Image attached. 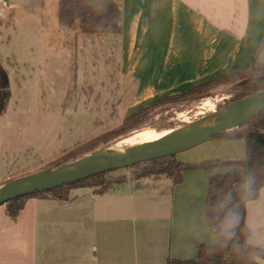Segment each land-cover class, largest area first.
<instances>
[{"label":"rangeland","instance_id":"obj_1","mask_svg":"<svg viewBox=\"0 0 264 264\" xmlns=\"http://www.w3.org/2000/svg\"><path fill=\"white\" fill-rule=\"evenodd\" d=\"M11 4L15 7L11 8ZM0 8L4 13L0 18V185L40 170L66 166L105 147L115 150L132 145L127 140L143 129L160 132L177 129L187 123L179 117L180 112L188 113L195 120L200 117L196 115L197 106L205 98L214 100L217 110L233 101L239 92V81H232L180 99L159 104L154 101L148 105L150 110L136 129L109 134L124 122L123 115L139 82L136 78L130 80L124 71L120 36L69 30L59 21L58 0H4ZM258 61L264 62V58ZM140 71L139 65L138 75ZM249 128L251 125L246 123L233 132ZM105 133L109 135L102 137L91 150L81 146ZM223 138L222 132L170 158L193 163L226 156L230 146L220 141ZM235 141L231 146L237 150L239 143ZM75 148H78L76 153L65 156ZM154 165V160H150L113 169L107 178L126 175L130 179L137 173L152 170ZM155 177L162 179L160 174H154ZM119 186L113 185L114 189ZM81 193L76 191L72 196L76 203ZM110 194L97 198L96 204L88 200L84 206L85 236L81 230L71 228L64 232L61 227L62 217L67 214L76 217V209L67 211L54 200L39 205V217L50 218L51 224L46 250L40 246L37 250L39 261L46 254L47 264H147L144 253L147 250L156 253L164 235L160 223H167L159 218L169 213L168 206L165 207L158 193H144L127 200L118 197L115 191ZM180 197L184 206L191 200L183 192ZM109 200L112 203L106 204ZM134 215L137 217L135 230ZM188 217L187 208L182 215V236L195 232ZM256 229L249 242L264 249V234ZM213 237V241L201 237L200 242L214 243L217 238L214 234ZM134 246H141L138 258L134 255ZM195 251L193 258L197 257ZM258 261L264 264V258ZM152 263L163 264L154 258Z\"/></svg>","mask_w":264,"mask_h":264},{"label":"crops","instance_id":"obj_2","mask_svg":"<svg viewBox=\"0 0 264 264\" xmlns=\"http://www.w3.org/2000/svg\"><path fill=\"white\" fill-rule=\"evenodd\" d=\"M116 1L122 11L121 31L116 35L121 38L124 71L130 80L136 78L139 81L123 120L160 98L187 91L223 76L235 67L246 68L255 62L264 64L258 61L259 58H264V0ZM139 65L141 71L138 75ZM235 129L238 127L223 132L224 138L220 141L230 146V152L217 159L239 160L245 156L246 141L240 135L245 131L238 130L234 133ZM228 135L237 137L232 140ZM235 140L239 143L237 150L231 146ZM241 143H244L243 147ZM190 161L187 164L206 162ZM221 170L223 169L189 170L184 173L182 182L177 184L167 174H160L161 180L153 178L154 174L131 177L119 183L118 188L114 189L112 186L103 194L96 193L94 187H75L70 190L69 199L65 201L32 197L26 201L16 219L8 215L4 204V208L0 207V264H47L46 254L42 261H39L37 255L39 246L43 251L46 250L47 232L51 228L50 218L39 217L38 207L44 201L60 202L59 206L67 211L76 209V217L71 218L69 214L62 217L61 227L64 232L71 228L78 232L81 230L85 236L87 220L83 208L87 201L92 200L96 204L97 198L112 195L110 193L113 191L125 200L144 193H158L159 198L164 199L165 207L168 206L170 210L159 218L167 223H160L164 235L157 245L156 253L148 250L144 253L147 264H153V258L166 264L169 256L193 259L196 255L195 243L200 242L201 237L214 240L206 222L205 201L209 177ZM126 183L130 186L121 188ZM84 189H88V192ZM76 191H82L77 203L72 197ZM181 192L191 198L189 203L185 202L186 206L182 204ZM111 203L112 200L106 202ZM76 206H79L78 209ZM187 208V220L193 224L195 232L189 231L182 236V215ZM136 218L135 215L132 217L134 230ZM123 222L126 223L124 220ZM246 223L252 231L251 238L254 228L264 234V187L257 199L247 203ZM92 247L96 248V245L93 244ZM140 248L141 246H134L137 258Z\"/></svg>","mask_w":264,"mask_h":264},{"label":"trees","instance_id":"obj_3","mask_svg":"<svg viewBox=\"0 0 264 264\" xmlns=\"http://www.w3.org/2000/svg\"><path fill=\"white\" fill-rule=\"evenodd\" d=\"M121 15V7L116 0H58L60 23L69 30L78 28L84 33L118 34L121 31ZM232 81H239V92L233 96V101L264 89V64L255 62L246 68L235 67L223 76L187 91L160 98L154 104L195 95L202 89ZM149 108V106L140 108L126 117L119 127L108 133L116 135L127 129H136ZM248 124L251 128L240 134L246 141V153L242 159H216L187 164L168 157L154 160L155 165L152 170L135 175L140 177L167 174L177 184L182 182L184 173L189 170L227 169L209 177L205 201L206 222L216 236V242H196V258L180 259L169 256L166 264H260L258 259L264 258V249L249 242L252 231L246 223L247 203L257 199L264 187V111L256 115ZM108 133L81 146L83 149L91 150L102 140V137L109 135ZM228 137L237 136L228 135ZM78 148L71 150L65 156L76 153ZM108 173L109 171H106L70 184L14 198L5 204L6 211L10 217L16 219L29 198L50 197L65 201L69 199L70 190L75 187H94L96 193L103 194L114 184L128 179L126 175L110 179L107 178ZM227 217L231 218L229 223H226Z\"/></svg>","mask_w":264,"mask_h":264},{"label":"water","instance_id":"obj_4","mask_svg":"<svg viewBox=\"0 0 264 264\" xmlns=\"http://www.w3.org/2000/svg\"><path fill=\"white\" fill-rule=\"evenodd\" d=\"M245 100L249 105L245 109L239 108L237 103ZM262 111H264V89L231 101L224 107L187 122L161 138L124 146L122 152L117 155L102 157L98 155V152L102 150L99 149L66 166L63 165L54 170H40L33 174L10 179L0 185V205L20 196L70 184L113 169L170 157L195 147L215 135L244 125ZM202 124L210 125V127L204 131H198V127ZM186 129L190 131L182 136Z\"/></svg>","mask_w":264,"mask_h":264},{"label":"bare ground","instance_id":"obj_5","mask_svg":"<svg viewBox=\"0 0 264 264\" xmlns=\"http://www.w3.org/2000/svg\"><path fill=\"white\" fill-rule=\"evenodd\" d=\"M248 105H249V103H248L247 100L240 101V102L237 103V106L239 108H243V109H245ZM195 110H196V108H195ZM207 111H209V112L215 111V101L210 99V98H205L200 103V105L197 106L196 115L197 116H202V115L206 114ZM179 117L184 122H191L192 121L191 118L188 116V113H185V112H180ZM209 127H210V125L202 124V125H200L198 127L197 130L198 131H204V130H206ZM172 131H173V129L172 130L162 131V132L156 131V130H153V129H143V130L138 131L136 134L131 135V137L127 140L126 143L127 144L136 145V144H140V143H143V142H149V141L161 138L162 136H164V135H166V134H168V133H170ZM189 131H190V129H186V131L183 132L182 136L187 134ZM132 145H129V146H132ZM106 148L107 147L102 148V150L100 152H98V155H100L102 157H105V156L111 155V154L117 155V154L122 152V148L115 149V150L106 149ZM103 149H105V150H103Z\"/></svg>","mask_w":264,"mask_h":264},{"label":"built area","instance_id":"obj_6","mask_svg":"<svg viewBox=\"0 0 264 264\" xmlns=\"http://www.w3.org/2000/svg\"><path fill=\"white\" fill-rule=\"evenodd\" d=\"M3 2H4V0H0V4L3 3ZM10 7H11V8H14V5L11 4ZM3 14H4V13H3V10L0 8V18L3 17Z\"/></svg>","mask_w":264,"mask_h":264},{"label":"clouds","instance_id":"obj_7","mask_svg":"<svg viewBox=\"0 0 264 264\" xmlns=\"http://www.w3.org/2000/svg\"><path fill=\"white\" fill-rule=\"evenodd\" d=\"M230 220H231V218H230V217H227V218H226V223H229Z\"/></svg>","mask_w":264,"mask_h":264}]
</instances>
